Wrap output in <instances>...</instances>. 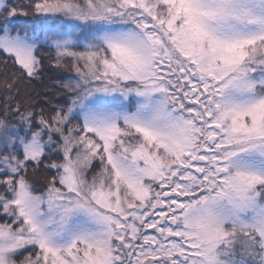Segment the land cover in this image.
<instances>
[{
    "label": "snow or ice",
    "instance_id": "6c2138e0",
    "mask_svg": "<svg viewBox=\"0 0 264 264\" xmlns=\"http://www.w3.org/2000/svg\"><path fill=\"white\" fill-rule=\"evenodd\" d=\"M0 264H264V0H0Z\"/></svg>",
    "mask_w": 264,
    "mask_h": 264
},
{
    "label": "trees",
    "instance_id": "16d2710c",
    "mask_svg": "<svg viewBox=\"0 0 264 264\" xmlns=\"http://www.w3.org/2000/svg\"><path fill=\"white\" fill-rule=\"evenodd\" d=\"M16 2L18 3H22L23 0H16ZM61 76L57 75V76H53V72L52 71H46L44 74V79L43 82H33V87L37 90V91H43L46 87L50 88L51 85L54 83L55 79H60ZM22 95H23V91H22Z\"/></svg>",
    "mask_w": 264,
    "mask_h": 264
}]
</instances>
